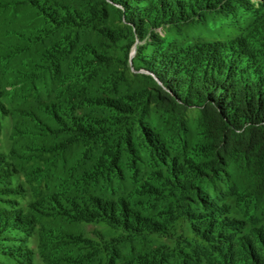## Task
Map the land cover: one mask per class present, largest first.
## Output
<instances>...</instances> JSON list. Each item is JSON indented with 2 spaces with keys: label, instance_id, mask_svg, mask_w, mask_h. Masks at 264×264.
Segmentation results:
<instances>
[{
  "label": "trees",
  "instance_id": "1",
  "mask_svg": "<svg viewBox=\"0 0 264 264\" xmlns=\"http://www.w3.org/2000/svg\"><path fill=\"white\" fill-rule=\"evenodd\" d=\"M225 2L12 0L9 3L16 15L29 13L30 21L34 20L26 34L15 33L23 47L31 48L32 52L22 63L21 74L13 84L16 88L27 87L22 95L26 103L24 114L38 126L34 127L36 132L30 134L52 141L47 153L55 156L76 151L83 159L80 177L101 179L97 182L108 189L103 195L91 192L89 202L93 206L85 205L82 220L105 221L130 234L141 227L143 232L160 230L158 222L138 212L135 214L124 201L127 195L123 194L127 193L116 192L112 185V179L124 173L119 168L122 160L111 157L112 149L120 155L125 153L137 174L143 172L140 164L143 143L145 146L149 143L155 161L164 153V147L155 143L159 134L151 124H144L143 118L139 120L142 144L130 130L118 142L109 143L111 133L124 120L122 116L138 117L149 108L163 111L176 121L184 119L191 110L198 112L206 143L204 152L210 159L199 166L194 164L196 170L189 168V176L195 173L202 180L212 178L214 171L216 174L225 171L224 159L236 158L249 172L244 181L248 191L238 197L256 200L264 209V29L260 37L252 33L249 40L239 45L223 42L206 47L202 55L201 52L167 49L154 31L159 25L186 24L194 20L201 9L222 11ZM118 11L123 16L116 18L114 12ZM137 37L152 38L131 60L135 69H145L149 74L134 73L129 65V54ZM2 49V62L21 51V47L12 43ZM197 50L200 49L194 51ZM134 77L143 79L147 87L126 94L123 85ZM43 153L41 151L40 155ZM39 157L40 162L49 165L46 156ZM172 169L174 171V166ZM192 183L190 179L187 187L191 188ZM195 190L202 191L201 188ZM199 191L191 206L202 208L205 203L211 204V193ZM211 191L218 198L223 194L217 188ZM135 222L137 228H134ZM214 222V225L223 223V217L215 216ZM184 223L185 231L195 233V222L188 214ZM2 228L0 226V230ZM207 229L210 234L206 230L198 237L210 246L211 253L207 252L201 259L188 254L191 263L264 264V233L257 226L247 224L244 231L231 236H222L213 225ZM184 234L169 237L174 242L172 247L175 248ZM128 237L123 234L108 238L99 234V240L81 237L78 242H87L93 259L97 258L102 264H173L166 262V254L170 252L165 246H151L149 252L141 249L127 254L124 242ZM227 240L231 246L222 252L220 243ZM24 243V247L17 245L29 250L27 257L35 255L34 249Z\"/></svg>",
  "mask_w": 264,
  "mask_h": 264
},
{
  "label": "rangeland",
  "instance_id": "2",
  "mask_svg": "<svg viewBox=\"0 0 264 264\" xmlns=\"http://www.w3.org/2000/svg\"><path fill=\"white\" fill-rule=\"evenodd\" d=\"M11 1L0 0V51L8 43L21 47V51L0 61V83L3 87L0 89V226L5 225L0 230V264H102L97 258L93 259V251L87 242H78L81 237L99 240V234L108 238L123 234L129 236L124 242L127 254L141 249L149 252L151 246H165L170 252L166 254V262L193 264L188 254L201 259L202 255L211 253L210 246L198 237L206 230L210 234L209 225L216 226L222 236L238 234L247 224L257 226L264 233L261 204L238 197L248 191L244 181L249 173L240 160L233 157L224 159L225 171L218 174L214 171L213 177L205 180L195 173L190 176L187 173L189 168L195 169L194 164L199 166L210 159V155L204 152L206 143L200 115L194 110L181 121L154 108L147 109L138 117L131 114L122 116V124L113 130L109 139V143L118 142L130 130L142 144L140 118L159 134L155 143L164 147V153L155 161L151 157L149 143L146 146L143 143L140 146L143 172L139 174L125 153L120 155L116 149L111 150V157L122 160L119 168L124 171L112 179L113 187L118 193H127L123 194L127 195L124 201L135 214L138 212L142 217L148 216L159 223L157 233L150 229L143 232L141 227L130 234L105 221L82 220L84 215L81 212L85 205L93 206L89 202L91 192L103 195L108 189L97 182L101 179L80 177L83 159L76 151L55 156L47 153L52 141L30 134L31 131L36 132L34 127L38 126L35 120L24 114L26 103L22 95L27 87L16 88L13 84L21 74L22 63L32 52L31 48L23 47L15 33L26 34L34 20L30 21L29 13L16 15L10 8ZM223 8L222 11L201 9L194 20L186 24L179 27L159 25L154 31L167 49L195 53L223 42L239 45L249 40L252 33L261 36L264 0H226ZM114 14L116 18L123 16L120 11ZM148 40L152 38L137 37L131 48L129 65L134 73L149 74L145 69H135L131 62ZM196 48L200 50L194 51ZM123 87L126 94H130L135 90H145L147 83L134 77L126 80ZM41 151L45 154L40 155ZM38 156H46L49 165L40 162ZM190 179H193L191 188L187 187ZM197 188H201L203 194L211 193V204L205 203L202 208L191 206L198 198ZM214 188L223 192L220 198L212 193ZM146 189L148 193H143ZM186 214L195 222V233L185 231ZM220 215L223 223L214 225L215 216ZM136 226L135 222L134 228ZM184 232L175 248L172 247L174 242L169 237ZM24 242L34 249L35 255L27 257L29 250L18 247L17 244L24 247ZM220 244L222 252L231 246L230 240ZM18 252H22L21 255Z\"/></svg>",
  "mask_w": 264,
  "mask_h": 264
}]
</instances>
